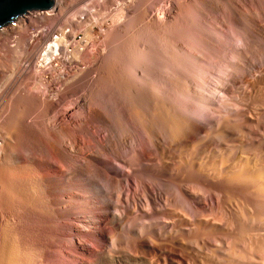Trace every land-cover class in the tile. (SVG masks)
Wrapping results in <instances>:
<instances>
[{"label": "bare ground", "instance_id": "obj_1", "mask_svg": "<svg viewBox=\"0 0 264 264\" xmlns=\"http://www.w3.org/2000/svg\"><path fill=\"white\" fill-rule=\"evenodd\" d=\"M73 1L23 19L40 24L32 33L0 30L3 48L17 42L16 59L0 55V264H93L105 248L137 257L147 243L190 264L173 238L128 231L155 229L177 202L158 184L172 176L188 211L227 231L199 238L204 248L217 244L224 264L264 263V0H102L114 13L84 5L68 20ZM132 30L148 34L140 58Z\"/></svg>", "mask_w": 264, "mask_h": 264}, {"label": "rangeland", "instance_id": "obj_2", "mask_svg": "<svg viewBox=\"0 0 264 264\" xmlns=\"http://www.w3.org/2000/svg\"><path fill=\"white\" fill-rule=\"evenodd\" d=\"M84 1V3H82ZM73 3L74 4H70V9H68V10H66V13L68 14H66V16L67 17H69L68 18V20L69 19H72V16L73 15H75L76 13H77V11L78 12H80V10H81V7H83L84 5H87L86 7H84V9H87L91 14H96V13H99V12H101V13H103L102 11H104V12H107V14H111L114 10H115V4H109L108 5V7H107V10L106 9H104V6H103V1L102 0H82V1H78V0H74L73 1ZM88 3H90V4H88ZM103 3V4H102ZM75 7V8H74ZM89 8V9H88ZM91 8V9H90ZM83 9V10H84ZM100 9V10H99ZM103 9V10H102ZM106 10V11H105ZM67 11H69V12H67ZM35 12L36 11H31V12H28L27 14H25V17L24 16H22L21 18L22 19H20V18H18L17 20H15L13 23H15V25L13 26V27H15V28H17L16 26L17 25H19V24H21V22H22V24H21V26L23 25V23L25 22V24H26V26L28 25V23L26 22V21H24L23 19H25L26 17H28L29 15H31V14H35ZM37 12H39V11H37ZM71 12H72V15H71ZM75 12V13H74ZM74 13V14H73ZM114 13V12H113ZM217 17H218V15H216ZM216 16H215V14H214V16L212 17V20H213V22H214V19L216 18ZM71 17V18H70ZM103 19H105V20H103V22L104 23H106V24H104V25H100L101 27H103L104 29H107V27L109 26V25H111V20H109L110 19V17H107V19L106 18H103ZM19 20V21H18ZM211 20V19H210ZM212 20H211V22H212ZM65 21V22H64ZM62 22V23H61ZM69 21H67V20H65L64 18H63V20H61L59 23H58V26H60V25H62V26H65L66 27V30L68 29H70L71 27H69ZM63 23H64V25H63ZM209 23H210V21H209ZM188 24H190V22L188 23ZM188 24L186 23V25H187V27H184L185 28V30H183V29H180V31L182 30V32H181V35H186V33H184L183 31H185L186 32V30H187V28L188 27H190L191 26V24L188 26ZM40 25V24H39ZM39 25H37V23H36V26H37V29L39 28L40 29V26ZM68 25V26H67ZM20 26V25H19ZM99 26V27H100ZM47 27V28H46ZM46 27H44V28H46L48 31L50 30V29H48V28H50L51 27V25H50V27L49 26H46ZM99 27L97 26V27H95V30H94V32H95V34H96V36H98L99 38L100 37H102V36H100V29H99ZM27 28H30L31 30H29V33H32L33 31H34V28H35V26L34 27H29V26H27ZM191 28V27H190ZM190 28H188V29H190ZM36 28H35V31L37 30ZM46 30V31H47ZM135 30H132L131 32H129V33H127L128 35V37H126V35L124 36L125 37V39H130V35L132 36V34L134 33V35H135V33H136V35L134 36H132V39H130V40H128L129 41V48L132 50H130V52L132 53L133 51V53H135V55H136V57H138V58H140V56H141V52H143V49L142 48H144V39H146V37L148 36V34L145 32V34L144 33H142V32H144V31H138V32H134ZM180 31H179V33H180ZM133 32V33H132ZM141 32V33H140ZM130 33H132V34H130ZM183 33V34H182ZM139 34V35H138ZM147 34V35H146ZM138 35V36H137ZM14 36H16V35H14ZM13 36V37H14ZM137 36V38H135L134 40H133V38L134 37H136ZM146 36V37H145ZM123 37V38H124ZM77 39L75 40L76 41V43L77 42H79V43H82V38H83V35L82 34H80V35H78V37H76ZM2 39H3V37H1L0 38V42H1V44H0V48L4 51L5 50V53H2L3 51L2 50H0V55H9L8 57H7V59L9 58V60L10 59H16L17 57H15V56H17V55H15L16 53L13 51L14 49H15V47H16V49H17V42H15V38L14 39H12L11 38V41H10V38L8 39V41H9V46L5 49V48H3V43H4V40L2 41ZM101 39V38H100ZM111 39V38H110ZM17 40V39H16ZM137 40V41H136ZM3 42V43H2ZM143 42V43H142ZM110 44V43H109ZM136 44V45H135ZM138 44V45H137ZM137 47V48H135V47ZM143 46V47H142ZM135 49H134V48ZM9 48V49H8ZM11 49V50H10ZM71 49V48H70ZM151 49H152V47H151ZM9 50V51H8ZM136 50V51H135ZM155 49H152V51L151 52H155L154 51ZM2 51V52H1ZM7 51V52H6ZM12 52V53H11ZM15 55V56H14ZM166 55H167V53H166ZM12 57V58H11ZM13 57H15V58H13ZM0 60H1V57H0ZM156 61H158V64H160L161 65V63H163V61L162 60H158V59H156ZM161 63H160V62ZM161 69H163V71L165 70L164 69V67H162V66H160V72H162L161 71ZM198 73V74H197ZM199 71H196V74L195 75H199ZM1 85V84H0ZM255 101H257V98H256V100ZM258 103V102H257ZM226 104V103H225ZM256 104V103H255ZM225 106H227V105H225ZM228 107V106H227ZM164 128V127H163ZM163 128H162V131H164V132H166V127L164 128L165 130H163ZM175 168V167H174ZM177 169V168H176ZM174 170V172H176V171H178V170ZM173 172V174L175 175V173ZM177 174H179L178 172H177ZM166 178V179H165ZM169 178V179H168ZM175 176H172L171 178L170 177H164V178H162L160 181H158V184H160L159 182H161L162 184L160 185V188H162V190L164 189V191L165 192H169V193H171V194H174V197H175V199H176V201L177 202H175V204L177 205H175V204H173V203H171V204H168V205H166L167 207H166V209H164L163 211H164V214H165V216H163V214L161 215L162 216V219L160 220V218H161V216H160V218H159V221L157 222L158 223V225L157 226H161V227H158L157 228V226H155L156 228L155 229H153L154 227L152 226V228H150V229H148V227H147V225L146 224H143L142 226L140 225V226H138V225H135V224H132L133 225V227L135 226V227H137V228H133L131 225V228H130V226H129V228H130V230H128L129 232H131L130 234H132V232H134L133 234L134 235H136V234H138L140 231L142 232V231H144V232H142L143 234H144V236L143 237H150V239H152L153 241H155V242H158L159 243V241L158 240H160V239H164V238H167V236H168V239H171V238H173V239H171L172 240V247H173V250H175L176 249V251H177V253L178 252H181V253H183V254H181V253H179V254H181V256L182 255H184V256H182V257H184V258H187L189 255V257L188 258H190L191 260H189L190 261V264H193V261H194V264H211V262H212V264H224L225 262H221V261H223V258L221 259V258H219L220 257V255L222 256V255H224V254H221L220 252H218L217 250L215 251V249H217L218 247H217V244H208V247H205L204 248V245H202L203 244V242L204 241H201L199 238H201V239H203V237H205L204 239H206V237H208V235L209 236H211V235H213V236H221L222 234H223V232L222 231H224L225 233H227V231H225V230H222V228H221V224H220V221L219 220H217V219H214L212 216L213 215H210V213L209 212H207V214H206V212L204 213V212H200L201 210H199V209H196V210H193V208H190L189 209V211H190V213L188 214V208L189 207H191V205L190 204H188V203H186V201L182 198V196H180L179 194V190H180V187L182 186V185H180V183H181V181H180V177L178 176V178H176ZM178 179V180H177ZM172 180V181H171ZM182 180V179H181ZM167 183V184H166ZM175 185V186H174ZM171 187V188H170ZM173 188V190H171ZM190 189V188H189ZM168 190V191H167ZM175 190V191H174ZM177 191V192H176ZM174 192V193H173ZM177 196V197H176ZM14 197V196H13ZM182 198V199H181ZM180 199V200H179ZM211 201V202H210ZM183 202H185V203H183ZM207 203H208V205H213V206H215V203H214V200H213V202H212V200H207L206 201ZM165 202L163 201V202H161V205L163 206V207H165ZM180 205H178V204ZM180 203H183V204H180ZM213 203V204H212ZM185 204H188V208L186 207V205ZM32 205V204H31ZM31 205H30V209L27 211V212H29V214L28 213H26L25 215H26V222H25V226L26 227H31V228H35L34 229V231H36V229H37V227H38V225H37V219H36V214H34V208H33V205H32V207H31ZM171 205H173L172 207H171ZM175 205V206H174ZM185 205V207H183ZM177 207H179L178 209L179 210H177L176 208ZM182 207V208H181ZM7 208V210H5ZM11 210H10V209ZM32 208H33V210H32ZM185 209V212H187L186 214H183V211H184V209ZM187 208V209H186ZM4 209V210H3ZM2 210L3 211H5L4 213H6L5 215H7L8 213H10V212H12V207H4ZM176 209V210H175ZM166 210H167V212H166ZM171 210V211H170ZM175 210V211H174ZM182 210V211H181ZM163 211H162V213H163ZM169 211H170V213H169ZM179 211V212H178ZM200 213H199V212ZM166 212V213H165ZM176 212V213H175ZM180 212H182V213H180ZM184 212V213H185ZM172 213V214H171ZM196 213H197V215L199 214V215H201V216H199V218H198V216L196 215ZM201 213H203V216H202V214ZM173 214H174V216H173ZM24 215V216H25ZM28 215H30L31 217H29ZM176 215V216H175ZM173 216V218H169V217H172ZM206 216V218H204ZM210 216V217H209ZM242 215H240L239 217H241ZM163 217H165V219H166V221H169L170 219L172 220H170L169 222H167L166 224L162 221V220H165ZM180 219H179V218ZM187 217V218H186ZM189 217V218H188ZM193 217V218H192ZM196 217V218H195ZM174 218H175V220H174ZM184 218V219H183ZM195 218V220L193 221V219ZM198 218V219H197ZM242 218H244L243 216H242ZM242 218H240L241 220H246V218L245 219H242ZM28 219V220H27ZM169 219V220H168ZM209 219V220H208ZM110 220H112V219H109V221H108V225H110V226H112V228H114L116 231H117V233H119L120 234V232H122V230H124V229H121L120 228V225H121V221H119V220H117V219H113L112 221H110ZM33 221V222H32ZM116 221V222H115ZM119 221V222H118ZM174 221V222H173ZM217 221V222H216ZM179 223V225H178V223ZM195 222V223H194ZM216 222V223H215ZM31 223V224H30ZM169 223V224H168ZM175 223H176V225H177V231L172 227V225H174V227H176L175 226ZM118 224V225H117ZM160 224V225H159ZM165 224V225H164ZM186 224H187V226H188V228H187V226H186ZM208 224V225H207ZM145 225V226H144ZM169 226V228H168V226ZM195 225V227H193ZM164 226H165V228H164ZM179 226H181V228H182V226H183V228H182V230H181V228L179 227ZM186 226V227H185ZM197 226V227H196ZM146 227V228H145ZM170 227H171V229H170ZM234 227L236 228V226H233L232 227V229H234ZM125 228H128V227H125ZM128 228V229H129ZM179 228H180V230H179ZM194 228V229H193ZM200 229V231H199V229ZM32 229V230H33ZM134 229V230H133ZM141 229V230H140ZM144 229V230H143ZM152 229V230H151ZM162 229V230H161ZM165 229V230H164ZM230 230V231H228V233H231V231L232 232H234L236 229H234V231L233 230ZM154 230H155V232H154ZM169 230V231H168ZM172 230H174V231H172ZM190 230H191V232H190ZM205 230V231H204ZM210 230V231H209ZM29 231V230H28ZM153 231V232H152ZM172 233H171V232ZM209 231V232H208ZM237 231V230H236ZM235 231V232H236ZM160 232V233H159ZM174 232V233H173ZM195 232V233H194ZM200 234H199V233ZM208 232V233H207ZM142 233H140V234H142ZM202 233V234H201ZM205 233L207 234V235H205ZM210 233V234H209ZM212 233V234H211ZM215 233V234H214ZM218 233H219V235H218ZM34 235H35V233H33ZM149 235V236H146V235ZM199 234V235H198ZM231 234H233V233H231ZM151 235V236H150ZM159 235V236H158ZM162 235H164V237L162 236ZM166 235V236H165ZM196 235V236H195ZM198 235V236H197ZM163 238H162V237ZM200 236V237H199ZM203 236V237H202ZM153 237V238H152ZM161 237V238H160ZM171 237V238H170ZM154 238H156V239H154ZM189 238V239H188ZM175 239V240H174ZM176 239H178V240H176ZM188 239V240H187ZM196 239V240H195ZM199 239V240H198ZM173 240H174V243H173ZM192 240L193 241H195V243L193 242V244H192ZM161 241V240H160ZM163 241V240H162ZM177 243H176V242ZM180 241H182V242H180ZM185 241V242H184ZM191 243H190V242ZM155 242H153V243H155ZM198 242V243H197ZM152 243V244H153ZM157 244V243H156ZM155 244V245H156ZM162 244V242L160 243V245ZM183 244V245H182ZM188 244V245H187ZM192 246H191V245ZM198 244V245H197ZM146 245V246H145ZM196 245L197 246H200L201 248V250L199 249V250H197L198 248L196 247ZM202 245V246H201ZM207 245V244H206ZM212 245V246H211ZM156 246H158V245H156ZM156 246H153V245H150V244H144V247H143V250H142V252H143V254H140L139 256H133L132 255V253H129L128 251H125L124 253L123 252H121V253H115V251L113 250H109L110 252H108V250L105 248V250H104V255H102L100 258H97L95 261H94V263L93 264H179L180 262H177L178 260H176L175 259V261L173 260V259H170V258H168V256H165V254L167 255L168 253H167V251L165 250V249H163L162 248V245L161 246H159V247H161V250L160 249H157L156 248ZM179 246H181V251L180 250H178L179 248ZM210 246V247H209ZM158 247V248H159ZM174 247H175V249H174ZM204 248V249H203ZM213 248H215L214 249V251L212 250ZM191 249V250H190ZM208 249V250H207ZM155 250V251H154ZM184 250V251H183ZM11 251V250H10ZM9 251V252H10ZM113 253H112V252ZM164 251V252H163ZM210 251H212V254H211V252ZM201 252V253H200ZM217 252V253H216ZM213 253H214V255L216 256H213ZM149 254V255H148ZM199 254V255H198ZM157 257H156V256ZM164 255V256H163ZM206 255V256H205ZM208 255V256H207ZM219 255V256H218ZM194 256V257H193ZM211 256V257H210ZM218 256V257H217ZM235 256H237V255H235ZM234 256V257H235ZM153 257V258H152ZM210 257V258H209ZM157 258V259H156ZM196 258V259H195ZM216 258V259H215ZM221 259V260H220ZM237 259V258H236ZM122 260V261H121ZM188 260V259H187ZM205 260H208V261H205ZM211 262H210V261ZM214 260V261H213ZM216 260V261H215ZM219 260V261H218ZM159 261V262H158ZM166 261V262H165ZM191 261H192V263H191ZM202 261V262H201ZM205 261V262H204ZM219 263H218V262ZM257 261H259L258 259H257ZM188 262V261H187ZM256 261H253L252 262V264H264V263H262V262H256ZM181 264V263H180ZM251 264V263H250Z\"/></svg>", "mask_w": 264, "mask_h": 264}, {"label": "water", "instance_id": "obj_3", "mask_svg": "<svg viewBox=\"0 0 264 264\" xmlns=\"http://www.w3.org/2000/svg\"><path fill=\"white\" fill-rule=\"evenodd\" d=\"M54 7V0H0V28L28 12L48 11Z\"/></svg>", "mask_w": 264, "mask_h": 264}, {"label": "built area", "instance_id": "obj_4", "mask_svg": "<svg viewBox=\"0 0 264 264\" xmlns=\"http://www.w3.org/2000/svg\"><path fill=\"white\" fill-rule=\"evenodd\" d=\"M54 1H55V0H54ZM19 18H21V17H19ZM11 25H13V26H14V25H15V23H13V22H12V23H10V24H8V25H6V26H4V27L0 28V30H2V29H4V28H7V27H10Z\"/></svg>", "mask_w": 264, "mask_h": 264}]
</instances>
